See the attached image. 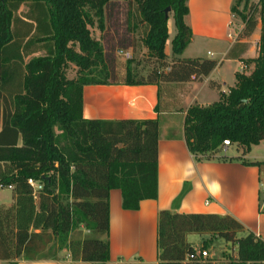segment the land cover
Listing matches in <instances>:
<instances>
[{
  "label": "trees",
  "instance_id": "16d2710c",
  "mask_svg": "<svg viewBox=\"0 0 264 264\" xmlns=\"http://www.w3.org/2000/svg\"><path fill=\"white\" fill-rule=\"evenodd\" d=\"M112 1L118 0H0V187L11 189L10 204L0 205V260L16 264L20 257L36 260L56 250L67 251L74 261L106 264L110 190H120L125 210L158 196V119L83 118L84 85L162 86L201 78L216 66L211 59L176 57L192 39L187 0H131L145 29L143 44L162 70L137 78L129 59L123 81H111L103 47L89 27L94 25L90 12L103 17ZM22 5L27 10L19 14ZM167 7L176 30L171 62L165 54ZM232 11L242 19V37L260 23L257 56L242 59L245 67L251 62L254 67L236 72L227 92L215 86L216 101L187 108L184 140L198 159L232 160L220 150L236 144L243 156L264 139V0H236ZM40 49L43 55L25 62ZM71 63L77 74L68 78ZM29 179L41 190L35 192ZM80 227L89 234L72 237ZM243 231L230 215L159 210V264H199L198 251L216 237L236 244L232 264H264V241L251 232L239 236ZM190 234L209 238L196 248L187 240Z\"/></svg>",
  "mask_w": 264,
  "mask_h": 264
},
{
  "label": "crops",
  "instance_id": "0c3cea01",
  "mask_svg": "<svg viewBox=\"0 0 264 264\" xmlns=\"http://www.w3.org/2000/svg\"><path fill=\"white\" fill-rule=\"evenodd\" d=\"M235 3L236 0H187L189 13L185 16V22L192 31V39L182 54L176 57L216 61V66L208 75L191 77L187 82L164 83L162 86L90 84L83 87V118H157L159 122L158 196L156 199L142 200L137 210H125L122 208L120 190H110V258L106 264H159L157 216L162 209L179 213L230 215L244 227L239 236L251 232L264 241V204L260 203V187L264 183V139L253 145L247 154L230 156L234 158L232 160L198 159L188 150L183 135L187 108L194 103L206 106L216 101L219 90L215 86L219 85L220 91L227 92L235 83V73L245 67L242 59L257 56L260 23L250 36H240L243 23L240 15L232 11ZM22 6L27 10L25 5ZM170 43L171 39L168 38L165 45L168 60L173 58ZM189 46L196 55H184ZM200 51L205 53L199 56L196 52ZM43 54L44 51L40 49L27 55L24 60L27 62ZM253 67L254 63L251 62L245 68L252 70ZM158 104L159 110L156 111ZM246 162L258 164L248 165ZM191 235L187 236L188 242L198 248L200 244L190 241ZM199 236L200 243L209 238L208 235ZM0 264L11 263L0 260ZM16 264L92 263L74 261L67 251L50 250L36 260L20 257Z\"/></svg>",
  "mask_w": 264,
  "mask_h": 264
},
{
  "label": "rangeland",
  "instance_id": "374dc122",
  "mask_svg": "<svg viewBox=\"0 0 264 264\" xmlns=\"http://www.w3.org/2000/svg\"><path fill=\"white\" fill-rule=\"evenodd\" d=\"M250 2L252 3L253 1ZM242 6L243 3L238 6V9L241 10ZM21 10L20 13L22 14L26 9L22 6ZM90 13L93 16L94 25L90 26L89 30L92 38L99 41L103 47L105 59L111 74V81H123L125 78L126 61L129 59L132 61L131 68L136 73L137 78H145L148 72L154 68L162 70L159 64L156 63L155 59L149 56L148 51L143 44L145 29L143 24L138 22L136 5L133 1L118 0L109 2L102 13L103 17L99 16L94 10ZM171 16L172 13L169 12V40L173 38L175 31ZM253 16L259 21L257 13H254ZM236 20L238 21V18H236ZM102 24L103 28L100 27ZM120 50L127 52L130 57L127 58L126 55L120 53ZM196 53H199L198 55L201 56L205 52L203 53L200 51ZM184 55L196 54L193 52L192 46H189L185 50ZM171 60L166 58L167 62H171ZM247 71L250 72L251 69ZM66 72L68 78L76 77L77 67L71 63ZM220 153L228 156H235L240 155V150L236 144H231L227 147V150H220ZM261 187H264V183ZM261 187L260 203L263 205L264 191ZM10 202L11 190L5 187H0V205L9 204ZM87 234H89V232L84 227H80L73 231L72 237L79 238L84 237ZM189 238L193 243L197 245L200 244L201 237L198 234H192ZM205 250L208 253V258H202V261L199 264H232L231 262L237 259L236 244L227 242L221 237L213 238L208 248ZM206 260H213V262L207 263Z\"/></svg>",
  "mask_w": 264,
  "mask_h": 264
},
{
  "label": "built area",
  "instance_id": "2783aa9c",
  "mask_svg": "<svg viewBox=\"0 0 264 264\" xmlns=\"http://www.w3.org/2000/svg\"><path fill=\"white\" fill-rule=\"evenodd\" d=\"M120 53H123L124 55H126L127 58H129L130 56L128 55L127 52H123V50H120ZM192 79H194V76H192ZM225 143L227 144L228 142L225 141ZM29 183L31 184V186L34 188L35 192H38L39 190H41L42 186L41 184H39L36 181H33L32 179H29ZM262 190L264 191V187H262ZM200 257L203 259H207L208 258V253L206 250H202L200 252H198Z\"/></svg>",
  "mask_w": 264,
  "mask_h": 264
},
{
  "label": "water",
  "instance_id": "95a60500",
  "mask_svg": "<svg viewBox=\"0 0 264 264\" xmlns=\"http://www.w3.org/2000/svg\"><path fill=\"white\" fill-rule=\"evenodd\" d=\"M170 10H171L170 7L165 8L164 10L165 17H168Z\"/></svg>",
  "mask_w": 264,
  "mask_h": 264
}]
</instances>
